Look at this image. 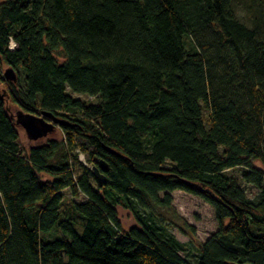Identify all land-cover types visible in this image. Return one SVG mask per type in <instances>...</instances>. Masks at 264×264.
Segmentation results:
<instances>
[{
  "label": "trees",
  "instance_id": "obj_1",
  "mask_svg": "<svg viewBox=\"0 0 264 264\" xmlns=\"http://www.w3.org/2000/svg\"><path fill=\"white\" fill-rule=\"evenodd\" d=\"M249 11L0 0V264H264V0ZM17 110L62 120L60 139L23 146ZM66 189L85 199L63 208ZM174 190L217 221L194 263L155 213Z\"/></svg>",
  "mask_w": 264,
  "mask_h": 264
},
{
  "label": "rangeland",
  "instance_id": "obj_2",
  "mask_svg": "<svg viewBox=\"0 0 264 264\" xmlns=\"http://www.w3.org/2000/svg\"><path fill=\"white\" fill-rule=\"evenodd\" d=\"M259 0H235V11L238 17L246 23H249L248 16L250 14L249 9L254 10L257 6ZM248 13V14H247ZM193 39L192 37L187 38V46L191 47ZM74 97L80 98L87 102L94 101V98L81 93L73 92ZM20 132V141L23 146H30L33 144H39L45 142L49 138L60 139L61 135L58 131V127L49 133L47 136L42 137L38 140L32 141L29 140L26 136V133L22 127L19 128ZM256 166H261L259 162L255 163ZM232 173H238V171H230ZM172 195V209L166 208H155V213L162 218V221L168 225L170 231L174 236L180 241L186 244V251L180 252L184 255L191 263L195 262V259L198 255V246L205 239H207L216 229L217 221L214 216L213 208L200 197L187 193L182 190H174L170 192ZM64 202L62 204L63 208L68 207V202L70 200L82 201L85 199L84 196L80 195L78 197H72L69 189L64 191ZM120 221L125 229L136 224L135 218L132 213L121 207H117ZM68 215L74 216L77 218L75 224V229L78 233L82 232V222L84 219L82 216L75 212L74 213L81 219H79L74 213L68 211ZM75 219V218H74ZM57 225L54 227L56 228ZM56 232L45 235V238L52 239L56 237Z\"/></svg>",
  "mask_w": 264,
  "mask_h": 264
},
{
  "label": "water",
  "instance_id": "obj_3",
  "mask_svg": "<svg viewBox=\"0 0 264 264\" xmlns=\"http://www.w3.org/2000/svg\"><path fill=\"white\" fill-rule=\"evenodd\" d=\"M5 76L9 80L15 79V74L11 68L5 70ZM13 116L16 124L24 129L27 138L32 141L47 136L55 129L57 124L63 123L62 120L47 112H42V116H37L22 110H17ZM99 167L105 169V164L100 162ZM93 174L100 180H105V176L99 173L97 167L93 168Z\"/></svg>",
  "mask_w": 264,
  "mask_h": 264
}]
</instances>
